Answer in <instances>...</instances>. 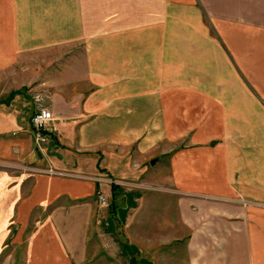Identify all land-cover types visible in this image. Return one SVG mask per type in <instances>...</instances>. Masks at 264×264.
Returning a JSON list of instances; mask_svg holds the SVG:
<instances>
[{
	"label": "crops",
	"instance_id": "0c3cea01",
	"mask_svg": "<svg viewBox=\"0 0 264 264\" xmlns=\"http://www.w3.org/2000/svg\"><path fill=\"white\" fill-rule=\"evenodd\" d=\"M217 1L0 0V71L45 51L61 75L0 95V160L31 167H0V264H264V0L234 17ZM38 106L55 126L42 155ZM160 160L176 223L148 177Z\"/></svg>",
	"mask_w": 264,
	"mask_h": 264
},
{
	"label": "rangeland",
	"instance_id": "374dc122",
	"mask_svg": "<svg viewBox=\"0 0 264 264\" xmlns=\"http://www.w3.org/2000/svg\"><path fill=\"white\" fill-rule=\"evenodd\" d=\"M225 1H226V5L223 7L225 15L226 16L229 15V16L234 17L235 16L234 8H233L234 0H223L222 3H224ZM204 2H205V6L207 7V9L211 5L216 6L219 3L217 0L215 2H214V0H209V2H208V0H204ZM217 6H216V8L219 9L220 7H217ZM210 9H211V7H210ZM35 54H36V57H40V59L34 61L35 62L34 63V65H35L34 69H30V70L24 69L23 70L21 68L15 67V68H10V69L9 68L2 69L0 71V95H1V97L7 95V93H8L7 90L9 88L18 87L20 85V83H23L24 81H26V79L28 77H30L28 83H30L31 86L34 83H35V86L40 84V83H43V82H45V79L48 82H50L51 84L54 83V84L58 85V82L60 81V78H61V75L58 73V69H59V65H60V64H58L59 60L57 58L54 59V60H44V58L46 57V54H48L45 51L38 52V53H35ZM55 55H57V53H55ZM24 57H26V56H24ZM21 62L25 63L27 61H26V59H21L18 63H21ZM182 94H186V93H180V95H182ZM181 97L182 96H180V98L178 99V102H179V105H182L184 108L179 109V111H182L183 109H185L186 113H188V117H187L188 120L189 119L193 120V123L189 122V125L186 124V126L199 125V123L197 121V117H200V119H201V115H200L197 107L186 108L185 106L191 105V103H190V101H185V100L181 99ZM38 107H41V106H38ZM190 111L192 112V116H190V114H189ZM29 125H30V121H29ZM206 125L210 126L207 123H206ZM177 130L181 132V129L178 128ZM13 134H15V132ZM31 135H32V133H31ZM187 136H188V134H186V136L182 137V139H179V146H183V144L187 143V141H186L187 138H188ZM32 142H33L34 149L39 154L42 155V154L45 153L46 147L41 149L42 151H39L35 147L33 136H32ZM0 155H1V152H0ZM155 160H156V158H152L151 159V161H155ZM2 166L6 167V168H11V166H18V167H20V168H22L24 170L25 169L26 170H31L30 169L31 168L30 165H28L24 161L12 162V161H8V160H0V167H2ZM150 168L153 169V170L148 173L150 175L148 177H151L150 179H154V180L158 181L159 184H161V185H156L155 184L151 188L154 189L153 187L156 186L157 188H155V189L157 190V192L161 191L163 206L164 207L165 206L170 207L171 201H170V198H167V197H172L173 196V198H175L176 195H179V194L176 192V189H174L170 185V180H169L170 171H169V169L167 168L166 165H164V162L162 160H160V162L155 167L154 166H150ZM47 169H49V168H47ZM40 171H43V170L41 169ZM52 171H53V174H61L58 171H55L53 169H52ZM54 172H56V173H54ZM97 181L98 182L100 181V182L104 183V180H101V179H98ZM103 193H104L103 190L99 188V190L96 192V195H95V200L97 201V206H96V211L97 212H101L108 205V199L105 196V194H103ZM99 194H101V195L106 197V199H107V204L106 205H102L98 201V195ZM168 214H169V217L172 219V221L174 223L178 222V219H179L178 218V214H177V211H176V209L174 207L171 206L169 208ZM164 223H165V221H164ZM153 225H155V224H153ZM163 228H164L163 239H166L165 241L170 240L171 237H172V239H173V237L174 238L177 237V238H180V240L183 242L184 241V237L187 235L186 234V230H184L183 227H181V226H179L178 228H172L170 232H168L166 230V228H168L166 225H163ZM145 238L149 240V237H147L146 234H145V235H143V236H141L139 238L138 243H144V241L147 242L148 240H146ZM173 241H175V242H173ZM173 241H171L170 243L171 244H177V242H178V240H173ZM182 242L179 245H181ZM149 243L154 244L153 241H151ZM162 264H165V262L163 261Z\"/></svg>",
	"mask_w": 264,
	"mask_h": 264
},
{
	"label": "built area",
	"instance_id": "2783aa9c",
	"mask_svg": "<svg viewBox=\"0 0 264 264\" xmlns=\"http://www.w3.org/2000/svg\"><path fill=\"white\" fill-rule=\"evenodd\" d=\"M30 130L33 136L35 147L42 151L53 139L55 132L54 117L52 112L45 107H37L30 115ZM48 173H52V169H42ZM56 173V172H54ZM98 201L102 205L107 204L105 196L99 194Z\"/></svg>",
	"mask_w": 264,
	"mask_h": 264
},
{
	"label": "water",
	"instance_id": "95a60500",
	"mask_svg": "<svg viewBox=\"0 0 264 264\" xmlns=\"http://www.w3.org/2000/svg\"><path fill=\"white\" fill-rule=\"evenodd\" d=\"M154 162V161H151V163Z\"/></svg>",
	"mask_w": 264,
	"mask_h": 264
}]
</instances>
